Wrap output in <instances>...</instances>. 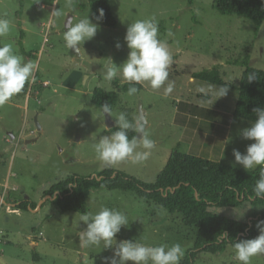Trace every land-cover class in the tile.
<instances>
[{
	"label": "rangeland",
	"instance_id": "rangeland-1",
	"mask_svg": "<svg viewBox=\"0 0 264 264\" xmlns=\"http://www.w3.org/2000/svg\"><path fill=\"white\" fill-rule=\"evenodd\" d=\"M214 1L108 0L116 27L106 28L99 22L96 36L80 45L77 56L65 47L63 34L68 16L75 23L88 13L89 19L97 23L87 0H73L71 11L67 7L68 0H39V3L0 0V18L8 19L12 25L9 35L0 38V43L11 42L19 55L29 54L22 55L25 61L37 64L35 82L28 83L25 96L21 99L13 96L0 105V195L6 186V173L11 174L8 194L0 198L3 201L0 204V264H108L106 258L113 256L115 245L108 249L102 245L82 248L79 233L86 225L77 222L80 214H60L51 201L45 199V193L71 176L92 177L103 170L122 172L154 184L173 150L190 155L204 144L200 132L210 133V128L203 129L205 116L211 119V112L203 108L217 107L222 113H233L238 98L236 89L228 88L227 95L217 98L220 87L196 79L190 81V78L194 73L216 69L224 83L238 87L245 69L241 61L247 60L249 67L264 70V23L255 33L251 21L217 13ZM58 8L64 15L50 19V13ZM153 17L158 22L159 38L167 40L173 57L169 78L158 90L145 83L137 94L128 96L120 90V86L128 82L119 74L114 78L118 85L114 86L113 79L109 81L99 76L98 71L105 67L108 58L116 65L126 60L129 50L124 36L128 24ZM169 30L174 33L172 37L167 36ZM169 81L174 85L173 91L165 94ZM95 88L118 94L111 116L115 127L120 113H125L133 122L139 119L136 103L141 102L146 119L144 130L155 141L146 161L136 164L129 158L117 165L105 166L97 159L93 145L101 136L111 133L105 127L100 109L91 103ZM202 95L209 98L205 100ZM184 112L201 117L203 122L187 119ZM34 117L40 126L39 133ZM228 121L229 130L223 129L220 145L210 153L207 146L201 148L197 156L246 171L235 163L232 153L233 149L245 153L253 142L240 135L251 123L229 117ZM195 127L199 130L196 138L192 135ZM141 150L138 145L137 151ZM26 200L36 205L35 210L28 209L18 215L5 212L13 211L12 201ZM102 205L119 210L128 218V225L122 226L115 237L117 243L122 240L149 246L179 243L185 249L182 260L193 249V228L184 227L180 217L168 215L133 193L91 191L86 212H96ZM219 210L211 212L242 223H247L252 214L261 213L247 203ZM242 210L243 216L238 217ZM258 221V217L252 219V226L256 227ZM193 264L239 262L233 248L228 246L216 255H197ZM251 264H264V258L257 255Z\"/></svg>",
	"mask_w": 264,
	"mask_h": 264
},
{
	"label": "trees",
	"instance_id": "trees-1",
	"mask_svg": "<svg viewBox=\"0 0 264 264\" xmlns=\"http://www.w3.org/2000/svg\"><path fill=\"white\" fill-rule=\"evenodd\" d=\"M87 5L95 15L98 9L104 10L100 24L106 28L116 27V20L111 12L108 0H87ZM214 9L222 16L235 15L251 21L255 25V33L264 23V0H215ZM23 56L29 54L22 52ZM245 67L241 74L238 87L224 83L216 69L192 74V78L218 87H227L238 91V98L233 110V118L252 123L256 119L254 108H264V70L253 69L247 60L241 61ZM249 75L255 79L248 81ZM114 86L118 85L113 79ZM131 85L120 86L123 93ZM139 91L141 85H135ZM28 89L26 83L21 93L15 98L21 99ZM138 91V92H139ZM207 100L209 96H202ZM118 94L105 92L95 88L91 103L98 109L107 103L112 110L118 103ZM118 130L117 127L109 133ZM135 131L129 130L132 139ZM259 167L254 170L242 171L217 162L197 156L180 154L173 150L154 184L141 182L125 173L113 170H103L94 176H71L65 181L53 185L45 196L55 198L50 202L60 213L74 212L81 214L87 210V199L93 190L106 189L133 193L137 198L153 203L165 210L170 216L180 217L181 224L195 230V240L192 250H189L180 264H193L201 253L216 255L226 247L242 239H253L259 235V230L248 223L218 216L211 212L217 208H237L247 203L253 208L261 209V213L252 214L250 218L258 217L264 220V199L253 198V188L259 178ZM36 205L30 201L16 203L15 210L26 212L35 210ZM222 232L228 233V239L221 240ZM233 248V247H232ZM264 258V255H260ZM36 259V257H34ZM37 261V260H36Z\"/></svg>",
	"mask_w": 264,
	"mask_h": 264
},
{
	"label": "clouds",
	"instance_id": "clouds-1",
	"mask_svg": "<svg viewBox=\"0 0 264 264\" xmlns=\"http://www.w3.org/2000/svg\"><path fill=\"white\" fill-rule=\"evenodd\" d=\"M39 3V0H36ZM73 0H68V10H73ZM64 15L61 9L50 13V19ZM104 17V10L98 9L95 17L97 23H93L88 13L77 22L69 20L66 31L63 34L65 47L78 52L80 45L94 38L99 30ZM12 25L8 19L0 18V38L6 37L11 31ZM174 33L169 30L168 37ZM124 41L128 48L127 58L120 65L111 62V58L105 63L106 78L111 81L117 75L131 86L127 89L128 96H134L139 89L135 85L147 84L153 90L160 89L169 78V67L173 62L172 54L167 45V40L159 38V26L156 19L136 20L128 24ZM119 48L120 44L117 43ZM37 64L34 61H25L19 55L11 42L0 43V105L6 104L13 96L21 93L26 83H34V72ZM254 75H249L248 81L254 80ZM173 83L168 82L164 88L165 94L173 91ZM203 91V89H200ZM228 88L221 86L217 89V98L227 95ZM256 119L250 127L241 130L243 139L253 141L246 147L245 153L233 149L235 163L241 165L246 171L259 167V178L253 188V198L264 199V108H254ZM112 116L111 107L105 103L100 105V115ZM116 131L110 135L101 136L93 145L97 159L105 166H114L129 158L133 163L139 164L146 161L155 147V141L144 130V123L140 119L134 122L127 118L125 113L116 117ZM133 130L137 134L132 139L128 131ZM138 145L142 148L137 151ZM247 207V206H245ZM244 207V208H245ZM221 211V208L219 212ZM243 216L242 214L238 217ZM77 222H83L86 228L79 233V243L82 248L99 247L113 249V256L106 258L108 264H180L185 249L179 243L172 245L160 244L149 246L139 241L122 240L117 243L115 237L121 227L128 225V218L123 212L100 206L96 212H82ZM259 235L253 239H242L233 243L235 259L239 264H251L253 257L264 255V220L256 224ZM221 240L228 239V233L222 232Z\"/></svg>",
	"mask_w": 264,
	"mask_h": 264
},
{
	"label": "crops",
	"instance_id": "crops-1",
	"mask_svg": "<svg viewBox=\"0 0 264 264\" xmlns=\"http://www.w3.org/2000/svg\"><path fill=\"white\" fill-rule=\"evenodd\" d=\"M190 81H193V78L191 77L190 78ZM203 96V95H202ZM188 105V104H187ZM143 108V107H142ZM201 108V107H200ZM203 109H205L206 111H209V112H211V114H210V117H211V119H207V116H205V118H206V121H205V124L206 125H204V127H205V129H203V130H205L206 131V129L207 128H210L209 130H210V133H207V132H200V133H202L203 135H201V141L202 142H204V144L203 145H201L200 147H199V151L198 152H196L195 154H190V155H192V156H197V154H199L201 151H200V149L201 148H204V147H208V149H209V153L210 152H212L213 151V149H216L215 148V146L216 145H220V142H222L223 140V137H222V132H223V129L224 128H227L228 130H229V127L228 126H230L229 124V121H228V117L230 118V119H234L233 118V113L232 114H226V113H222L217 107L215 108V107H210V108H203ZM143 110H144V108H143ZM144 114H145V110H144ZM187 119H190V118H194V119H196L199 123H201V122H203V119L201 118V117H198V116H191L189 113H187V112H184V114H183ZM145 116V115H144ZM209 122V123H208ZM173 124H175V121L173 122ZM185 126H187V127H189V125H186V124H184ZM187 129H189V128H187ZM196 129V130H195ZM194 131H193V133H192V135H195L194 137L196 138V135H197V133H198V131L199 130H197V127H195L194 129H193ZM109 131V130H108ZM194 138V139H195ZM186 155H189V154H186ZM208 156V155H207ZM198 157V156H197ZM203 159H205V158H203ZM206 160H209V161H211L210 159H206ZM214 162V161H213ZM217 163H219V162H217ZM11 171V170H10ZM7 175H8V177H7V180H6V183H5V187H4V190H3V193H1V195H0V198L1 197H4L5 196V194L7 195L8 193V182H9V180H10V177H11V174L9 173V172H7L6 173ZM3 201L0 199V204L2 203ZM11 204H13L14 206H15V204H16V202L15 201H12V203ZM13 208V207H12ZM255 209H259V208H255ZM0 210H1V208H0ZM13 211H5V212H7V213H15L16 215H18V214H20V212L21 211H18V210H15L14 208L12 209ZM261 210V209H260Z\"/></svg>",
	"mask_w": 264,
	"mask_h": 264
},
{
	"label": "water",
	"instance_id": "water-1",
	"mask_svg": "<svg viewBox=\"0 0 264 264\" xmlns=\"http://www.w3.org/2000/svg\"><path fill=\"white\" fill-rule=\"evenodd\" d=\"M69 20H71V17H70V16H68V18H67V21H66V24H65V28H67L68 23H69ZM73 52H75V51L73 50ZM75 54H76L77 56H79V55H78V52H75ZM105 74H106V68H105V67H104V68H101V69L98 71V75H99V76L106 77ZM84 79H86V77H85ZM84 82H85V81H83V83H84ZM136 110H137L138 118H139L140 120H142L143 123H144V125H145V124H146V119H145V116H144V110H143V108H142V104H141L140 101H137V103H136ZM33 121H34V124H35V126H36V131L39 133V132H40V126L38 125V123H37L35 117H34ZM104 124H105V127H106L107 130H111V129H113V128L115 127V125H114V123H113V121H112V119H111V116H109L108 114H104ZM136 135H137V134L135 133L134 137H135ZM12 139H13V137L11 136V140H12ZM26 143H28V142H26ZM54 198H55V195H54L53 197H49V196H46V197H45V199L50 200V201H52ZM0 262L2 263L1 260H0Z\"/></svg>",
	"mask_w": 264,
	"mask_h": 264
},
{
	"label": "built area",
	"instance_id": "built-area-1",
	"mask_svg": "<svg viewBox=\"0 0 264 264\" xmlns=\"http://www.w3.org/2000/svg\"><path fill=\"white\" fill-rule=\"evenodd\" d=\"M247 223H248L249 226L252 225V218L248 219Z\"/></svg>",
	"mask_w": 264,
	"mask_h": 264
}]
</instances>
